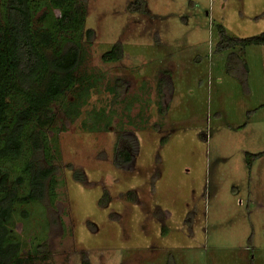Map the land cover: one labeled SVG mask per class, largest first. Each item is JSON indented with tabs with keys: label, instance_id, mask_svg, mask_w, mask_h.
<instances>
[{
	"label": "rangeland",
	"instance_id": "1",
	"mask_svg": "<svg viewBox=\"0 0 264 264\" xmlns=\"http://www.w3.org/2000/svg\"><path fill=\"white\" fill-rule=\"evenodd\" d=\"M131 1H84L82 32L59 40L78 42L81 59L78 83L52 104L49 154L0 161L20 195L27 154L55 166L53 196L16 206L20 255L28 264H264V45L216 52L219 26L232 37L264 33V0H145L144 13ZM42 3L34 24L47 27L59 11ZM117 42L122 58L105 62ZM129 133L134 160L122 168L116 149Z\"/></svg>",
	"mask_w": 264,
	"mask_h": 264
},
{
	"label": "trees",
	"instance_id": "2",
	"mask_svg": "<svg viewBox=\"0 0 264 264\" xmlns=\"http://www.w3.org/2000/svg\"><path fill=\"white\" fill-rule=\"evenodd\" d=\"M42 1L0 0V161L25 155L26 150L30 157L40 151L47 157L50 150L47 130L53 126L56 116L52 104L78 83L75 71L81 59V46L74 42L64 48L59 40L65 33L82 32L86 24L85 0H49L59 15L47 27L34 24L35 15L43 8ZM129 10L144 13L145 0H132ZM93 33L88 29L90 39ZM218 34V53L237 46L264 45V33L232 37L219 26ZM122 56L123 46L117 42L102 59L112 62ZM129 138L128 146H117L116 166L124 168L134 160L132 149L137 138L130 133ZM29 154L21 168L27 177L22 174L19 179L27 182L24 195L19 194L17 187L6 185L7 174L0 167V264L29 263L28 258L20 255V242L13 236L10 226L13 214L18 204L40 202L47 194L52 197L54 193L55 166H40ZM74 176L85 182L79 172ZM128 195L131 199L135 197L132 192ZM42 245L38 246L39 251ZM83 264L90 263L84 260Z\"/></svg>",
	"mask_w": 264,
	"mask_h": 264
}]
</instances>
